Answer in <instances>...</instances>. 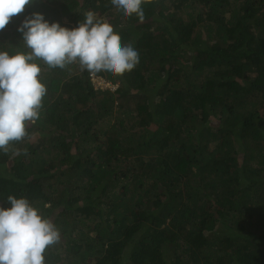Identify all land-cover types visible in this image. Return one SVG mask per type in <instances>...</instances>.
<instances>
[{"label":"trees","instance_id":"obj_1","mask_svg":"<svg viewBox=\"0 0 264 264\" xmlns=\"http://www.w3.org/2000/svg\"><path fill=\"white\" fill-rule=\"evenodd\" d=\"M142 8L139 21L111 0H33L0 30L14 54L26 15L75 27L92 11L139 54L97 74L114 90L39 61L47 91L0 152V205L26 197L55 224L45 264H264V0Z\"/></svg>","mask_w":264,"mask_h":264},{"label":"clouds","instance_id":"obj_2","mask_svg":"<svg viewBox=\"0 0 264 264\" xmlns=\"http://www.w3.org/2000/svg\"><path fill=\"white\" fill-rule=\"evenodd\" d=\"M145 2L111 0L122 18L135 15L139 21L144 19ZM32 3L0 0V30ZM16 30L28 51L10 54L0 50V152L8 153L11 142L25 138L27 125L40 115L47 89L39 78V61L61 69L77 63L90 78H102L113 90L117 85L97 74L122 76L139 63L138 51L130 44L122 45L112 25L92 11L75 27L49 22L44 13L36 11L26 15ZM12 154L27 155V150L15 149ZM6 199L10 206L0 205V264H45L46 248L60 241L58 228L26 197L9 195Z\"/></svg>","mask_w":264,"mask_h":264},{"label":"built area","instance_id":"obj_3","mask_svg":"<svg viewBox=\"0 0 264 264\" xmlns=\"http://www.w3.org/2000/svg\"><path fill=\"white\" fill-rule=\"evenodd\" d=\"M91 79L93 81L94 86H96V87H100V88L104 89V88H107L109 86V84L100 77L91 76Z\"/></svg>","mask_w":264,"mask_h":264},{"label":"rangeland","instance_id":"obj_4","mask_svg":"<svg viewBox=\"0 0 264 264\" xmlns=\"http://www.w3.org/2000/svg\"><path fill=\"white\" fill-rule=\"evenodd\" d=\"M200 10H201V8L198 9V11H200ZM183 15H184L185 17H187V14H186V13H183ZM201 25H202V23L200 24V26H201ZM200 28L203 29V31H205V29H206L204 26H201Z\"/></svg>","mask_w":264,"mask_h":264}]
</instances>
